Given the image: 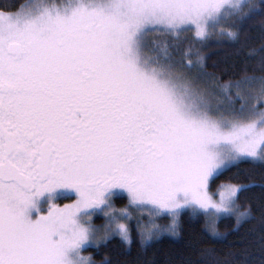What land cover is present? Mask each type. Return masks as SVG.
<instances>
[{"label":"snow or ice","instance_id":"6c2138e0","mask_svg":"<svg viewBox=\"0 0 264 264\" xmlns=\"http://www.w3.org/2000/svg\"><path fill=\"white\" fill-rule=\"evenodd\" d=\"M257 16L253 0H30L0 11V264H96L87 248L132 246L133 212L145 249L178 236L186 209L213 238L222 219L250 221L238 194L252 184H210L241 162L264 166V45L224 85L189 58L191 45L179 59L168 42L146 50L153 34L177 48L189 35L239 42Z\"/></svg>","mask_w":264,"mask_h":264},{"label":"trees","instance_id":"16d2710c","mask_svg":"<svg viewBox=\"0 0 264 264\" xmlns=\"http://www.w3.org/2000/svg\"><path fill=\"white\" fill-rule=\"evenodd\" d=\"M29 0H0V11L14 12ZM264 6V0H253ZM239 42L213 38L206 43L192 39L191 35L182 39L179 47H174L170 37L160 35L156 43L168 42L170 54L179 59L183 51L191 45L193 51L189 58L193 61L202 59L205 69L216 78V82L224 85L238 78L241 60L249 47L259 48L264 45V17L257 16L240 26ZM151 53L157 55L158 50L150 47ZM250 183L252 190L238 194L241 210L251 208L252 219L238 228L234 218L222 219L217 229L222 238H213L206 231L205 218H191L190 211L180 214V230L178 236L162 235L150 247L141 248L139 237L133 228V244L124 245L114 238L99 249L87 248L84 254L92 256L96 264H264V249L260 243V229L264 222V166L251 162H241L238 167L220 175L210 184L215 192L221 185ZM115 206L124 207L127 198L115 199ZM169 218L160 223H169ZM102 220L96 221L99 225Z\"/></svg>","mask_w":264,"mask_h":264},{"label":"rangeland","instance_id":"374dc122","mask_svg":"<svg viewBox=\"0 0 264 264\" xmlns=\"http://www.w3.org/2000/svg\"><path fill=\"white\" fill-rule=\"evenodd\" d=\"M30 2V0L28 1V2H26L25 4H27V3H29ZM160 35H162V34H153V35H150L149 37H148V41H149V46H148V49L146 50V55H148V56H155V55H153V53H151V50H150V47H153V43L155 42L156 43V40H157V38L160 36ZM189 75V77L190 78H193L194 79V77H195V73H189L188 74ZM217 83V82H216ZM218 84V83H217ZM218 85H220V84H218ZM200 87L202 88V89H204V88H207L208 86L207 85H200ZM118 196H121V197H126V194L125 195H117V196H115V197H118ZM115 197H114V200H115ZM218 198V197H217ZM59 199H61L62 201H57L56 203H58V204H60L61 206H63V203H70L71 201L70 200H68V199H65V198H63V197H61V198H59ZM185 211H191V210H188V209H186V210H183L181 213H183V212H185ZM138 216V214L137 213H135V212H133V220L132 221H130L129 223H130V226L131 225H134L135 226V222H136V217ZM144 221H147L148 220V216H147V213L145 212L144 214H143V216L141 217ZM99 219H101L102 220V223L100 224L99 223V225L98 226H102L103 225V222H104V218H103V216H94L93 217V221H94V223L96 224V221L97 220H99ZM161 219H164V217H160V218H158V222H160V220ZM170 219V218H169ZM219 223V222H218ZM218 225V224H217ZM165 235H168V234H165ZM168 236H171V235H168ZM91 248V247H90ZM84 254V253H83ZM84 255H86V254H84Z\"/></svg>","mask_w":264,"mask_h":264},{"label":"flooded vegetation","instance_id":"af4514ba","mask_svg":"<svg viewBox=\"0 0 264 264\" xmlns=\"http://www.w3.org/2000/svg\"><path fill=\"white\" fill-rule=\"evenodd\" d=\"M117 198H122V197H121V196L115 197V199H117ZM125 198H126V197H125ZM57 201L60 202V201H62V200L58 198ZM57 201H56V202H57ZM114 201H115V200H114Z\"/></svg>","mask_w":264,"mask_h":264}]
</instances>
